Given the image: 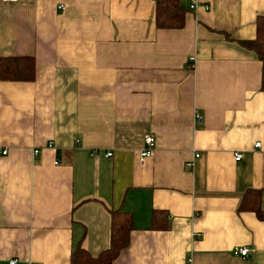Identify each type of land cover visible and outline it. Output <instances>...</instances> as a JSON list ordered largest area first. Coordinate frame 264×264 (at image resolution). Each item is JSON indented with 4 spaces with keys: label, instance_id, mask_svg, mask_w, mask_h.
<instances>
[{
    "label": "crops",
    "instance_id": "1",
    "mask_svg": "<svg viewBox=\"0 0 264 264\" xmlns=\"http://www.w3.org/2000/svg\"><path fill=\"white\" fill-rule=\"evenodd\" d=\"M181 5L183 26L161 29L155 0L0 2V58L36 65L0 82V264L97 256L114 211L134 224L114 264H264V221L239 210L250 188L264 210L262 64L240 43L264 0Z\"/></svg>",
    "mask_w": 264,
    "mask_h": 264
},
{
    "label": "trees",
    "instance_id": "2",
    "mask_svg": "<svg viewBox=\"0 0 264 264\" xmlns=\"http://www.w3.org/2000/svg\"><path fill=\"white\" fill-rule=\"evenodd\" d=\"M156 23L161 29L181 28L184 24L186 9L181 0H155ZM244 47L252 50L262 64V87L264 92V16H260L256 25V37L252 40L240 42ZM36 65L33 57L14 56L0 58V82L32 81L35 77ZM263 190L247 189L240 202L241 212L254 213L264 221L262 209ZM169 213L165 210H155L152 215L153 230H167L170 222ZM134 230L131 215L121 211H114L111 222L110 247L97 256H93L84 248H77L71 254L70 264H114L122 252L130 244V235Z\"/></svg>",
    "mask_w": 264,
    "mask_h": 264
},
{
    "label": "built area",
    "instance_id": "3",
    "mask_svg": "<svg viewBox=\"0 0 264 264\" xmlns=\"http://www.w3.org/2000/svg\"><path fill=\"white\" fill-rule=\"evenodd\" d=\"M128 1H133V0H128ZM2 4H7V5H15L19 3V0H0ZM199 8V0H189V9L191 12L197 10ZM206 9H209V7H205ZM196 58L195 56H192L190 58V68L193 69L195 65ZM155 146H156V141L153 136H148L145 140V148L141 152V158L142 160H145L148 157H151L155 151ZM49 148L54 147V143L50 142L49 145L47 146ZM257 147H260V144H257ZM35 153H38L39 150H35ZM8 154V150L6 149H1L0 148V156H6ZM108 156H111V154H108ZM196 158L199 157V155L195 156ZM243 158V154L241 153H235V159L236 161H240ZM193 164L188 163L187 167L192 168ZM233 254L236 256H241L243 258L248 257L250 254V249L248 247H243V248H238L236 247L233 250ZM11 264H16V261L11 262Z\"/></svg>",
    "mask_w": 264,
    "mask_h": 264
},
{
    "label": "bare ground",
    "instance_id": "4",
    "mask_svg": "<svg viewBox=\"0 0 264 264\" xmlns=\"http://www.w3.org/2000/svg\"><path fill=\"white\" fill-rule=\"evenodd\" d=\"M236 160V159H235Z\"/></svg>",
    "mask_w": 264,
    "mask_h": 264
}]
</instances>
